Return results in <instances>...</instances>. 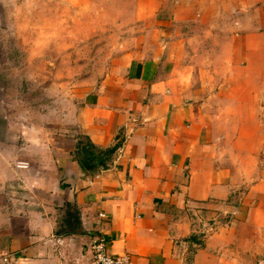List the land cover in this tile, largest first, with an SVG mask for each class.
Returning <instances> with one entry per match:
<instances>
[{"label": "crops", "instance_id": "crops-1", "mask_svg": "<svg viewBox=\"0 0 264 264\" xmlns=\"http://www.w3.org/2000/svg\"><path fill=\"white\" fill-rule=\"evenodd\" d=\"M135 8L146 43L119 54L75 133L4 147L0 264L86 261L97 237L136 264H264V0ZM81 139L108 169H85Z\"/></svg>", "mask_w": 264, "mask_h": 264}, {"label": "rangeland", "instance_id": "rangeland-1", "mask_svg": "<svg viewBox=\"0 0 264 264\" xmlns=\"http://www.w3.org/2000/svg\"><path fill=\"white\" fill-rule=\"evenodd\" d=\"M135 4L0 0V156L28 139L75 133L87 96L119 54L146 43L137 38L150 27L135 17Z\"/></svg>", "mask_w": 264, "mask_h": 264}, {"label": "built area", "instance_id": "built-area-1", "mask_svg": "<svg viewBox=\"0 0 264 264\" xmlns=\"http://www.w3.org/2000/svg\"><path fill=\"white\" fill-rule=\"evenodd\" d=\"M104 216V213L101 214ZM93 264H136L130 253H114L105 237H97L92 243Z\"/></svg>", "mask_w": 264, "mask_h": 264}, {"label": "water", "instance_id": "water-1", "mask_svg": "<svg viewBox=\"0 0 264 264\" xmlns=\"http://www.w3.org/2000/svg\"><path fill=\"white\" fill-rule=\"evenodd\" d=\"M79 155V154H78ZM87 156V161L83 162V166L86 170H88L90 173L95 174L98 173L102 169H108L109 164L106 163L105 160L102 159V156L99 151L94 150L89 155H79L80 160L83 161L84 157Z\"/></svg>", "mask_w": 264, "mask_h": 264}, {"label": "trees", "instance_id": "trees-1", "mask_svg": "<svg viewBox=\"0 0 264 264\" xmlns=\"http://www.w3.org/2000/svg\"><path fill=\"white\" fill-rule=\"evenodd\" d=\"M82 143H84L83 144V146H84V148L86 149V148H89V149H92V148H94L92 145H91V143L89 142V141H86L85 139H81V140H79V147H81V144ZM93 150V149H92ZM78 154H79V152H77ZM67 224V226H65V229H67V228H70V230H67V231H65V232H67V233H77V231H73V229H71V227L68 225V223H66ZM78 233H80V232H78Z\"/></svg>", "mask_w": 264, "mask_h": 264}, {"label": "flooded vegetation", "instance_id": "flooded-vegetation-1", "mask_svg": "<svg viewBox=\"0 0 264 264\" xmlns=\"http://www.w3.org/2000/svg\"><path fill=\"white\" fill-rule=\"evenodd\" d=\"M83 144H84V143L81 144V147H78L79 149H78L77 152H79V155L84 156L85 154H86V155L91 154V153H92V149H89V148H86V149H85L84 146H83ZM86 158H87V156L84 157L82 163L85 162V161H87Z\"/></svg>", "mask_w": 264, "mask_h": 264}]
</instances>
